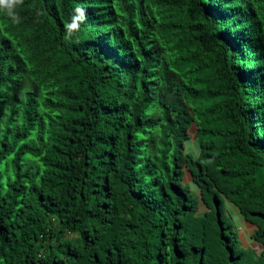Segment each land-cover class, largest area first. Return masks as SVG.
I'll return each instance as SVG.
<instances>
[{
    "label": "trees",
    "instance_id": "trees-1",
    "mask_svg": "<svg viewBox=\"0 0 264 264\" xmlns=\"http://www.w3.org/2000/svg\"><path fill=\"white\" fill-rule=\"evenodd\" d=\"M13 11L0 9V264H264V0Z\"/></svg>",
    "mask_w": 264,
    "mask_h": 264
},
{
    "label": "rangeland",
    "instance_id": "rangeland-1",
    "mask_svg": "<svg viewBox=\"0 0 264 264\" xmlns=\"http://www.w3.org/2000/svg\"><path fill=\"white\" fill-rule=\"evenodd\" d=\"M185 149H186V151H189V152H194V151L198 152V150H199L198 145L194 141L192 129L190 131L189 140H187L185 143ZM185 179H186V182H187V180L189 182L188 174H186ZM189 184H190V182H189ZM191 188L194 191H196L195 187H193L192 185H191ZM225 208H226L227 217L229 218L230 221H232L235 224V226L237 227V229L239 231V236L242 240V243H244L245 245L255 249L256 251L261 249V246L255 242H253V240L248 236L249 233L252 232L251 228L248 226V224H245V221L239 216V214H238L237 210L234 208V206L227 202V204L225 205ZM199 209L200 210L204 209L202 204L200 205Z\"/></svg>",
    "mask_w": 264,
    "mask_h": 264
},
{
    "label": "clouds",
    "instance_id": "clouds-1",
    "mask_svg": "<svg viewBox=\"0 0 264 264\" xmlns=\"http://www.w3.org/2000/svg\"><path fill=\"white\" fill-rule=\"evenodd\" d=\"M21 4H23V0H0V9H6L8 15H10L15 22H19V17L15 15L13 10L16 6ZM75 11L79 13V15L75 16L72 23L67 25L69 36H71L73 30L79 27V22H82L86 19L83 9L78 8Z\"/></svg>",
    "mask_w": 264,
    "mask_h": 264
},
{
    "label": "crops",
    "instance_id": "crops-1",
    "mask_svg": "<svg viewBox=\"0 0 264 264\" xmlns=\"http://www.w3.org/2000/svg\"><path fill=\"white\" fill-rule=\"evenodd\" d=\"M245 224H248L247 222H245ZM248 226L251 228V231L253 230V226L252 225H250V224H248ZM251 233V232H250ZM250 233H249V235L248 236H250Z\"/></svg>",
    "mask_w": 264,
    "mask_h": 264
},
{
    "label": "built area",
    "instance_id": "built-area-1",
    "mask_svg": "<svg viewBox=\"0 0 264 264\" xmlns=\"http://www.w3.org/2000/svg\"><path fill=\"white\" fill-rule=\"evenodd\" d=\"M37 264V263H36Z\"/></svg>",
    "mask_w": 264,
    "mask_h": 264
}]
</instances>
